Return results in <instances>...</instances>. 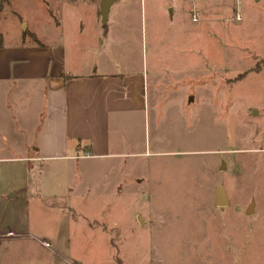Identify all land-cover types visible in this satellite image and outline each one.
Returning a JSON list of instances; mask_svg holds the SVG:
<instances>
[{
  "label": "rangeland",
  "instance_id": "1",
  "mask_svg": "<svg viewBox=\"0 0 264 264\" xmlns=\"http://www.w3.org/2000/svg\"><path fill=\"white\" fill-rule=\"evenodd\" d=\"M228 2H200L208 17L199 23L187 5L171 19L145 0L131 46L112 48L135 53L145 72L142 154L76 175L72 211L46 199L26 226L19 203L0 206V264H264V69L250 71L264 58V0ZM15 169L0 166L2 190ZM52 172L44 177L63 204L67 174ZM217 185L224 207L214 203Z\"/></svg>",
  "mask_w": 264,
  "mask_h": 264
},
{
  "label": "crops",
  "instance_id": "2",
  "mask_svg": "<svg viewBox=\"0 0 264 264\" xmlns=\"http://www.w3.org/2000/svg\"><path fill=\"white\" fill-rule=\"evenodd\" d=\"M101 1L17 0L0 14V166L17 168L8 189L0 187V206L8 210L19 203L26 226L46 199L51 208L75 209L73 180L91 176L85 175L89 165L142 154L136 126L149 107L145 72L135 53L112 48L131 46L145 0H113L105 24ZM205 1L149 0L160 14L171 10V19L187 5L189 17L198 22L208 17L198 9ZM121 166L115 165L120 176ZM50 170L67 174L63 204H57V188L48 185L52 176L44 177ZM246 212L256 213L253 207ZM3 257L0 253V262Z\"/></svg>",
  "mask_w": 264,
  "mask_h": 264
},
{
  "label": "water",
  "instance_id": "3",
  "mask_svg": "<svg viewBox=\"0 0 264 264\" xmlns=\"http://www.w3.org/2000/svg\"><path fill=\"white\" fill-rule=\"evenodd\" d=\"M113 0H102L100 3V7H99V12L101 15V22L103 24L106 23V19L108 16V10L110 8V5L112 4ZM214 193H215V205L218 207H224L227 203H228V198L225 192V189L222 185H217L214 189ZM252 202L249 205V209L252 208ZM138 221L139 223H142V218L140 215H138Z\"/></svg>",
  "mask_w": 264,
  "mask_h": 264
},
{
  "label": "trees",
  "instance_id": "4",
  "mask_svg": "<svg viewBox=\"0 0 264 264\" xmlns=\"http://www.w3.org/2000/svg\"><path fill=\"white\" fill-rule=\"evenodd\" d=\"M6 4L12 5V0H0V14H1L3 8H4V5H6ZM0 40H1V34H0ZM262 69H264V60H262V61H257L256 63H254V64L252 65V67L250 68V71H251V72H252V71H260V70H262ZM248 71H249V70H248ZM246 74H247V71L242 72V73H240V74L237 76V78L244 77V75H246Z\"/></svg>",
  "mask_w": 264,
  "mask_h": 264
},
{
  "label": "built area",
  "instance_id": "5",
  "mask_svg": "<svg viewBox=\"0 0 264 264\" xmlns=\"http://www.w3.org/2000/svg\"><path fill=\"white\" fill-rule=\"evenodd\" d=\"M240 18V13L239 12H236L235 13V19H239ZM192 19L195 20V16L192 15Z\"/></svg>",
  "mask_w": 264,
  "mask_h": 264
}]
</instances>
